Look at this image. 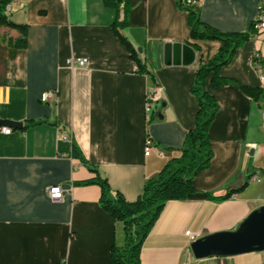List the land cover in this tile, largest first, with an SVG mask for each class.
<instances>
[{"label":"crops","instance_id":"crops-1","mask_svg":"<svg viewBox=\"0 0 264 264\" xmlns=\"http://www.w3.org/2000/svg\"><path fill=\"white\" fill-rule=\"evenodd\" d=\"M111 1L114 6L105 0H13L6 12L27 26V44L8 47L2 38L18 34L0 27V120L21 124L14 131L0 126L10 129L0 132V264H110V247L123 243L122 227L101 210L98 187L74 182L92 177L88 166H94L112 191L133 201L145 180L180 155L194 126L197 102L190 87L221 43L191 41L188 13L176 0ZM186 1L202 23L249 34L218 75L264 90V46L252 39L258 0ZM121 37L146 72H136ZM175 43L192 51L166 47ZM256 48L259 74L251 63ZM70 57L87 63L69 67ZM155 87L159 102L147 122L144 95ZM206 88L218 106L208 128L209 167L194 177V193L165 203L141 244L140 264H264V250L196 259L184 235L189 231L197 240L234 232L264 206V98L254 100L233 83ZM47 91L54 98L41 103ZM146 136L163 158L143 155ZM72 146L78 160L70 157ZM254 170L260 179L249 182ZM54 185L62 189L58 203L46 194Z\"/></svg>","mask_w":264,"mask_h":264},{"label":"trees","instance_id":"trees-1","mask_svg":"<svg viewBox=\"0 0 264 264\" xmlns=\"http://www.w3.org/2000/svg\"><path fill=\"white\" fill-rule=\"evenodd\" d=\"M13 0H0V27L14 30L18 36L2 38L10 48L23 50L26 48L27 26L8 19L6 6ZM106 6H114L111 0H105ZM176 6L188 13L190 26V40H217L221 43L218 51L204 64H201L194 76L190 93L196 99L197 110L194 115V126L187 131L180 155L169 159L154 177L145 180L141 194L133 201H127L118 191H112L105 178H101L94 166H88L92 177L74 182L76 186H96L99 189L98 204L101 210L114 222L122 227L123 244L110 247V264H140L139 251L150 227L160 215L164 205L169 201L184 200L196 189L193 186L194 177L209 167L212 151L208 139V128L218 110L214 96L207 90H217L228 84H235L247 96L254 100L264 98V90L248 87L236 83L229 78L218 75L221 67L227 65L236 48L246 41L248 33H223L202 23L196 7L183 6V0H176ZM252 27V26H251ZM250 27V30H252ZM121 42L129 52L130 58L136 66L137 73L146 72L140 64L130 44L121 37ZM194 45V44H193ZM34 124V122H30ZM70 157L79 159L74 146ZM246 182L237 189L230 190L224 197L241 191ZM208 196V194H206Z\"/></svg>","mask_w":264,"mask_h":264},{"label":"water","instance_id":"water-1","mask_svg":"<svg viewBox=\"0 0 264 264\" xmlns=\"http://www.w3.org/2000/svg\"><path fill=\"white\" fill-rule=\"evenodd\" d=\"M183 52H191L187 44H168ZM0 126L10 127L13 131L21 127L20 123L1 121ZM196 259L208 256H232L264 250V206L250 213L234 232H220L194 240L190 244Z\"/></svg>","mask_w":264,"mask_h":264},{"label":"built area","instance_id":"built-area-1","mask_svg":"<svg viewBox=\"0 0 264 264\" xmlns=\"http://www.w3.org/2000/svg\"><path fill=\"white\" fill-rule=\"evenodd\" d=\"M186 4H190V2L187 0ZM10 10V4L6 6L5 11L8 12ZM254 29L256 33L252 35V39L258 40L260 45L264 46V0H258V10L256 19L254 20ZM261 54L259 49H255L251 56V63L254 68V70L259 74L261 70ZM87 63V60L84 58H74L70 57L66 60V65L69 67L77 66V67H84ZM159 94L160 89L155 88H148L144 95V117L145 120L148 122L151 118V114L155 108V106L159 102ZM54 98V92L53 91H47L41 94L39 100L41 103H46L49 100H52ZM262 119H264V112L261 113ZM0 132L3 134H8L10 132L9 128H0ZM151 153H154L158 158H163L164 153L162 150L158 149L153 142L149 139V137L144 138L143 142V155L149 156ZM260 171L254 170L251 173L248 174V181L254 182L258 181L260 179ZM46 194L48 199L52 203H58L62 199V189L60 186L54 185L50 186L46 190ZM184 235L189 239L190 242H193L196 240V236L191 234L189 231H186Z\"/></svg>","mask_w":264,"mask_h":264},{"label":"rangeland","instance_id":"rangeland-1","mask_svg":"<svg viewBox=\"0 0 264 264\" xmlns=\"http://www.w3.org/2000/svg\"><path fill=\"white\" fill-rule=\"evenodd\" d=\"M8 17V16H7ZM123 244V243H122Z\"/></svg>","mask_w":264,"mask_h":264}]
</instances>
